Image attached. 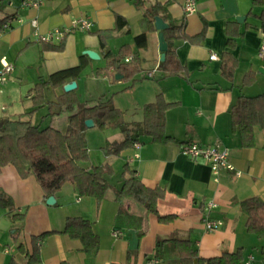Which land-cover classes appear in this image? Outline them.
<instances>
[{
	"label": "crops",
	"instance_id": "obj_1",
	"mask_svg": "<svg viewBox=\"0 0 264 264\" xmlns=\"http://www.w3.org/2000/svg\"><path fill=\"white\" fill-rule=\"evenodd\" d=\"M23 1L0 0V20L11 17V28L0 33V73L5 64L15 67L9 81L0 89V119L33 122L30 118H34L36 107L30 92L36 85L82 61L86 69L106 66L107 52L116 54L125 45L136 50L134 40L144 32V15L156 4L164 7L159 17L169 26L171 21L183 24L188 37L197 36L206 28V38L198 45L187 40L175 41V54L185 68L184 75L162 79L160 31L155 28L149 32L147 48L139 51L143 73L130 91L135 107L131 120L127 117L130 109L124 108L123 102L117 101L115 106L126 113L133 135L138 127H143V108L162 95L172 105L165 122L167 136L172 141L157 144L141 131L134 136L142 145L140 158L135 159V151L131 149L119 157L105 154L99 165L92 164V168L109 165L115 172L113 177H107L112 189L103 202L80 197L72 183L70 187L64 186L55 196L56 204L49 206L42 186L33 175L24 179L13 165L2 170L0 192L13 200L17 213L25 215V220L16 237V231L12 230L17 224L12 214L4 210L11 219L4 223L0 218V264H26L19 245L30 249L32 239L43 235L46 237L40 242L42 264H177L175 240L192 242L198 257L203 259L243 250L244 264L251 255L252 264H264V239L248 233L246 214L240 207L241 202L253 197L264 201V128L255 129L254 147L243 148L231 115L240 97L264 94V55L260 56L264 32L256 18L262 9L254 7L253 0H197V13L187 17L184 12L187 0H45L39 9L22 7ZM117 15L128 21V27L111 34L103 48L96 33L115 29ZM84 18L93 23L90 32L73 27L75 21ZM238 18L245 21L239 23ZM33 21H37V26ZM229 25L242 34L233 48L228 46ZM56 30L66 33L64 40L55 37L50 43L41 41V37H48ZM63 42L66 45L63 52L44 49L49 44L58 46ZM85 51L97 53L100 61L84 55ZM225 54L232 55L238 63L232 80L223 74ZM212 55H217V60H211ZM248 75L253 77V82L245 84ZM74 81L77 89L83 85L80 78L67 83ZM51 92H54L52 99L63 94L62 89L50 91L49 95ZM127 92L121 87L118 93ZM40 109L47 111L48 107ZM69 116L68 113L53 116V122L60 126L52 128L65 132ZM190 142L228 149L236 171L222 173L216 182L206 159L191 160L182 154L181 146ZM114 143L108 142L104 148ZM125 165L136 171L146 187L166 192L165 198L158 202V212L175 217L172 222H160L137 202L117 197ZM237 171L242 173L241 177L236 176ZM118 172L121 177L116 180ZM209 202H214L216 207L208 212ZM206 213L212 220L223 222L220 230L207 231L203 221ZM69 218L92 223L100 238L96 254L87 252L81 240L64 232ZM116 231L121 235L115 237ZM7 232H11V237Z\"/></svg>",
	"mask_w": 264,
	"mask_h": 264
},
{
	"label": "trees",
	"instance_id": "obj_2",
	"mask_svg": "<svg viewBox=\"0 0 264 264\" xmlns=\"http://www.w3.org/2000/svg\"><path fill=\"white\" fill-rule=\"evenodd\" d=\"M142 2H138L141 5ZM253 6L261 8L262 13L256 18L261 23L264 32V0H253ZM164 7L156 4L149 8L142 21L144 32L135 37L134 44L136 50L131 46H123L117 54L107 52V65L99 73L107 74L115 78L121 75L125 80L136 82V78L143 73L142 57L140 50L148 46V34L156 28V17H159ZM252 14V13H251ZM11 17L0 20V33L9 24ZM170 20V18H166ZM128 27V21L120 16H116V27L113 30L98 32L101 45L106 48L108 37L116 32H122ZM237 27V26H236ZM129 32V31H128ZM228 46L233 48L242 34L238 28L228 26ZM166 41L169 50L165 62L160 64L162 79L184 75L185 68L182 66L175 54L174 42L177 40H187L192 44H201L206 38V28L197 36L188 37L185 33V26L171 21L170 28L165 31ZM64 40V39H63ZM64 42L61 45L45 46L46 51L63 52ZM130 58L129 62L126 59ZM223 74L232 80L234 79L238 63L230 54H225L222 58ZM86 63L81 62L78 66L55 72L47 82L40 83L30 92L33 97L34 106L37 112L41 107L47 106L51 115L57 116L63 113L70 114L69 126L65 132L52 127L42 128L34 125L31 121L13 120L9 118L0 119V174L2 170L13 165L21 177L26 179L34 176L45 193L46 201L50 197L57 196L62 188L70 183L76 186L80 197L94 198L98 203L108 198L112 185L108 181V176L114 175V170L109 165L104 167L88 168L83 164L89 162V148L86 140V122L93 120L95 125L101 129L120 130L125 139L116 142L105 149L107 156H121L125 151L131 150L138 143L139 138L133 137L129 124L126 120V113L118 109L112 100H100L94 104H80L76 95V90L65 92L59 96L55 102L47 98L51 89L64 90L67 82L76 80L86 69ZM252 78V80H251ZM115 80V79H114ZM253 82V77L248 75L245 84ZM172 107L162 97L153 104H148L143 108L144 122L142 135L151 138L154 143L166 145L172 141L166 133V113ZM232 124L236 132L240 134L243 148H252L255 145V129L264 128V94L257 97H240L232 111ZM96 126V127H97ZM166 192L160 188L150 189L146 187L129 165H125L123 182L117 191V197L133 200L140 204L147 212L157 216L160 222H172L175 217L162 216L158 212V202L164 199ZM241 210L246 214V228L248 233L264 239V201L253 197L241 202ZM0 209L8 210L12 214V220L19 225L15 236L20 235L24 228L25 215L17 213L13 200L0 192ZM73 239L81 240L84 249L96 254L100 247V238L93 230L92 223L82 218H69L65 231ZM46 235L32 239L30 249L24 244L19 245V250L27 259L26 264H42L41 240ZM176 251L179 255L177 264H244L243 250H238L233 254H224L222 257L214 259H203L198 257V251L190 241L175 240ZM160 242L159 244H161ZM127 264V263H126Z\"/></svg>",
	"mask_w": 264,
	"mask_h": 264
},
{
	"label": "rangeland",
	"instance_id": "obj_3",
	"mask_svg": "<svg viewBox=\"0 0 264 264\" xmlns=\"http://www.w3.org/2000/svg\"><path fill=\"white\" fill-rule=\"evenodd\" d=\"M105 68L106 66L101 64L95 68H88L82 71L83 73L79 78L83 81V85L79 89H76V95L78 101L80 104H86V103L94 104L96 102H99L100 100H112L115 105L117 101L123 102L125 106L124 108H127V110L130 109L127 115L130 121L131 116L133 115V113H135L134 112L135 107H133V100H132L133 96H132V92L130 93V91L133 90L132 86L136 84V82L127 81L125 79L117 80L116 78L117 76L113 78L110 75L99 73L100 70ZM104 77H107V80H105ZM121 87H123L126 91H128L127 94L118 93ZM50 91H55V90L54 89L49 90L47 94V98L49 101L53 100L52 102H55L58 97L52 99L54 92H51L49 95ZM64 93L65 90H63V94ZM33 115L34 118L33 117L32 119L30 118V120H33L32 123L34 125L42 126V128H47V127L59 128L57 126H60L58 124L56 125L53 122V115H51V111L49 107L47 111L45 109H38V111L35 112ZM58 116H62V114ZM58 123L60 122L58 121ZM141 131H142V127L141 128L138 127L137 130L134 131L133 137L141 133ZM85 135L88 143V148H89L88 153L90 159L87 164H83V165L88 168H92V164L99 165L101 161L105 159V151L103 150V148L105 145L107 146L108 142L114 143V142H121L124 140V136L120 130L112 129V128L101 129L98 126L94 128H87ZM93 166H97V165H93ZM97 167H101V166H97ZM120 177H121V173L118 172L115 179L118 180V178L120 179ZM70 185L71 184L68 183L65 186L70 187ZM6 213H7L6 211L0 209V218L3 220L2 222L4 223L10 221L11 219L9 215ZM18 226L19 225H17V227ZM17 227H15L12 230V232H15L17 230ZM7 233L8 236L11 237V232H7Z\"/></svg>",
	"mask_w": 264,
	"mask_h": 264
},
{
	"label": "built area",
	"instance_id": "obj_4",
	"mask_svg": "<svg viewBox=\"0 0 264 264\" xmlns=\"http://www.w3.org/2000/svg\"><path fill=\"white\" fill-rule=\"evenodd\" d=\"M45 0H24L22 2V7L32 8V9H39L41 5L44 4ZM184 12L187 17H190L197 13V0H187ZM33 25L37 26V21H33ZM74 29L83 31V32H90L93 28V23L89 19H80L74 22L73 24ZM11 28L10 24L5 26V30ZM66 33L64 31L56 30L51 33L48 37H41V41L43 43H50L53 38L64 39ZM264 55V43L260 49V56ZM217 55H212L211 60H217ZM129 62V60H128ZM15 67L11 64H5L3 67L2 72L0 73V89L3 87L10 79V76L14 73ZM153 75H151L152 77ZM135 151V159L140 158L139 150L142 149V145L139 142L134 146ZM182 154L191 159V160H199V159H206L207 162L210 163L212 173L214 176V180L219 182L220 176L222 173L226 171L234 172L236 171L235 167L232 165L230 161V152L228 149L219 148V147H208L204 146L199 143L190 142L185 143L181 146ZM242 173H236L237 177H241ZM216 207L214 202H209L207 204V211H211ZM204 225L208 232H216L222 228L224 225L222 221H214L209 217V214L204 215ZM121 235L120 231H116L114 233L115 237ZM254 261V257L251 255L248 257L246 264H252Z\"/></svg>",
	"mask_w": 264,
	"mask_h": 264
},
{
	"label": "water",
	"instance_id": "obj_5",
	"mask_svg": "<svg viewBox=\"0 0 264 264\" xmlns=\"http://www.w3.org/2000/svg\"><path fill=\"white\" fill-rule=\"evenodd\" d=\"M237 21L239 23H243L245 21V18H238ZM170 28V26L165 23V21L160 18V17H156V29L158 31H160V52L162 53V58H161V62H165L166 60V55H167V52L169 50V46H168V43L166 41V37H165V31H167L168 29ZM84 55H87L88 57H90L92 60H100V56L93 52V51H85L84 52ZM117 80H123V76L121 75H117ZM78 87V84L77 82H71L69 83V85L67 84L64 88L65 92H72L74 90H76ZM87 128H94L95 126V123L93 120H89L86 122V125ZM56 204V199L55 197H50L48 200H47V205L49 206H52V205H55Z\"/></svg>",
	"mask_w": 264,
	"mask_h": 264
}]
</instances>
